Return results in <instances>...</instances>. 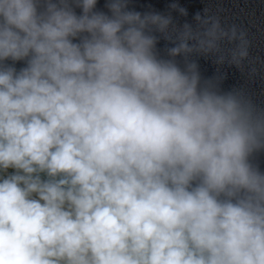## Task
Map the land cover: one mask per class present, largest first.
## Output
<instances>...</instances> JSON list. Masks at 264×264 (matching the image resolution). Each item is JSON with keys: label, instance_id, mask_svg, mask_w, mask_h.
<instances>
[{"label": "clouds", "instance_id": "obj_1", "mask_svg": "<svg viewBox=\"0 0 264 264\" xmlns=\"http://www.w3.org/2000/svg\"><path fill=\"white\" fill-rule=\"evenodd\" d=\"M97 3L0 0V264H264L247 30Z\"/></svg>", "mask_w": 264, "mask_h": 264}, {"label": "water", "instance_id": "obj_2", "mask_svg": "<svg viewBox=\"0 0 264 264\" xmlns=\"http://www.w3.org/2000/svg\"><path fill=\"white\" fill-rule=\"evenodd\" d=\"M172 0H131L130 7L137 11H159L167 14L169 11L168 5ZM178 3L187 9L186 17L180 16L176 12H172L174 21L178 25L185 22L193 23V16L197 13H203L206 10L209 14L218 15L222 23H236L248 32L249 39L252 42L250 49L251 55L248 64L241 72L235 67L227 65L218 66L213 63L211 58L203 56H191L190 59L196 60L199 64V71L205 78H211L218 74L224 75L221 87L229 90L233 87H245L257 100L264 104V0H178ZM105 0H98L97 9L107 11L104 7ZM77 14H80V9H76ZM172 45L160 39L157 47L160 55H166V47ZM177 60L183 66V58L177 57ZM8 63H11L9 61ZM23 62L16 64L17 69L23 67ZM255 67L257 74L249 76V68ZM256 163L262 171H264V152L258 153L254 157Z\"/></svg>", "mask_w": 264, "mask_h": 264}]
</instances>
